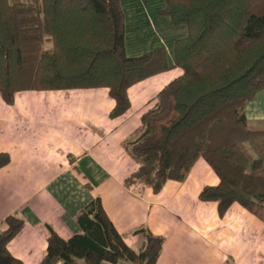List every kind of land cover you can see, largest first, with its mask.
<instances>
[{
	"label": "trees",
	"instance_id": "1",
	"mask_svg": "<svg viewBox=\"0 0 264 264\" xmlns=\"http://www.w3.org/2000/svg\"><path fill=\"white\" fill-rule=\"evenodd\" d=\"M157 13L187 30L174 41L172 64L164 47L126 53L120 0H0L2 99L103 87L115 118L130 107V86L179 68L122 142L137 164L124 185L156 193L168 180L183 181L201 158L219 181L203 186L199 200L216 202L220 216L237 203L264 223V130L250 128L244 110L264 89V0H164ZM9 160L1 152L0 168ZM74 220L80 231L68 239L50 231L39 264H156L164 238L139 227L142 245L133 250L98 196ZM3 221L0 264H23L7 244L24 220L14 213Z\"/></svg>",
	"mask_w": 264,
	"mask_h": 264
},
{
	"label": "crops",
	"instance_id": "2",
	"mask_svg": "<svg viewBox=\"0 0 264 264\" xmlns=\"http://www.w3.org/2000/svg\"><path fill=\"white\" fill-rule=\"evenodd\" d=\"M125 17V50L130 56L164 47L173 63V44L184 25L158 15L164 0H120ZM179 68H171L130 86L129 109L112 118L106 88L23 90L12 104L0 95V231L8 214L24 220L8 242L23 264H39L50 231L68 239L80 231L74 215L98 196L125 243L142 245L139 227L164 238L156 264H264V223L237 203L224 215L217 203L201 201L203 186L219 178L198 159L183 181L168 180L154 193L127 187L124 179L137 168L122 142L152 106L158 91ZM247 124L264 130V89L245 104Z\"/></svg>",
	"mask_w": 264,
	"mask_h": 264
},
{
	"label": "rangeland",
	"instance_id": "3",
	"mask_svg": "<svg viewBox=\"0 0 264 264\" xmlns=\"http://www.w3.org/2000/svg\"><path fill=\"white\" fill-rule=\"evenodd\" d=\"M247 147H249V145L246 144ZM249 152L252 154L251 150H250V147L248 148Z\"/></svg>",
	"mask_w": 264,
	"mask_h": 264
}]
</instances>
